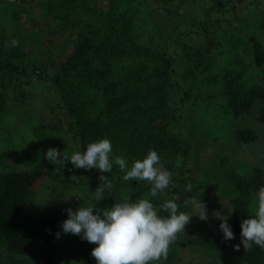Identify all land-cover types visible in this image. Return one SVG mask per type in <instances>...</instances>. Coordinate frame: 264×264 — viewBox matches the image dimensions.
Returning <instances> with one entry per match:
<instances>
[{"label": "trees", "instance_id": "16d2710c", "mask_svg": "<svg viewBox=\"0 0 264 264\" xmlns=\"http://www.w3.org/2000/svg\"><path fill=\"white\" fill-rule=\"evenodd\" d=\"M244 2L258 5L256 0H0V134L5 129L11 136L14 123L7 125L6 115L14 112L24 117L22 135L33 146H51L54 138L66 141L70 133L84 151L88 143L107 137L128 167L155 149L161 168L172 173L168 188L152 197L150 182L125 181L115 164L103 173L106 185L98 169L75 168L70 160L61 168L38 157L28 163L32 167L17 168L7 161L10 137L9 148L0 153V264H64L60 248L68 243L62 221L33 187L41 177L64 197L77 193L78 202L83 200L78 194L87 192L98 210L148 198L166 215L160 205L169 199L185 213L193 199H225L233 239L225 240L221 228L213 235L211 228L195 240L185 226L163 259L177 256L180 245H206L204 250L222 264H264V248H245L241 242V222L254 215L264 166L253 162L247 169L248 161L240 157L238 162L222 143L228 135L235 147L258 139L248 125L226 135L233 116L252 113L264 124V17L248 27L239 11ZM27 14L39 30L25 37L38 53V35L44 38L45 62L38 56L27 62L31 54L17 39ZM4 17L9 26L2 24ZM50 88L55 115L47 118L41 93ZM20 103L30 104L28 115L19 110ZM204 104L212 114L197 111ZM215 138L221 140L213 145ZM69 152L61 153L70 158ZM221 181L227 185L219 186ZM95 261L92 256L86 264Z\"/></svg>", "mask_w": 264, "mask_h": 264}, {"label": "clouds", "instance_id": "9594fccd", "mask_svg": "<svg viewBox=\"0 0 264 264\" xmlns=\"http://www.w3.org/2000/svg\"><path fill=\"white\" fill-rule=\"evenodd\" d=\"M44 156L49 163L61 168L70 160L75 168L98 169L103 181L101 185L109 183L103 173H110L114 164L118 165L124 172L125 181L150 182L152 197L167 189L172 179V173L161 168V157L155 149L128 167L125 157L114 155L112 142L107 137L88 143L84 151H76L70 158L63 156L55 147H49ZM97 191L102 192L103 188L99 186ZM160 208L167 214L160 215L148 198L115 202L112 207L97 211H94L96 206H80L75 211L69 208L62 230L94 243L96 246L91 255L97 264H157L167 257L170 244L190 220V216L178 211L175 200H166ZM215 215L221 219L224 239H233L235 234L228 223V216L220 212ZM203 218H207L205 211ZM56 235L59 238L60 233ZM241 242L245 248L252 244L264 248V185L256 193L254 215L241 222Z\"/></svg>", "mask_w": 264, "mask_h": 264}, {"label": "rangeland", "instance_id": "374dc122", "mask_svg": "<svg viewBox=\"0 0 264 264\" xmlns=\"http://www.w3.org/2000/svg\"><path fill=\"white\" fill-rule=\"evenodd\" d=\"M245 1H250V0H245ZM256 2L258 5L255 7L253 5L256 3L251 4L244 2L239 5V11H241V13H243V15L247 17V20H249L247 24L248 27L253 26L251 25V23L252 24H254V22L256 23V20L258 18L264 17V0H256ZM34 5H36L33 8L34 12L36 14H39L41 12V8L39 4L35 3ZM246 6L247 8L245 9L244 7ZM6 11L9 13L11 9L6 8ZM6 11L4 10L3 13H7ZM5 18L6 20L2 19V24L9 26L11 21L7 20L8 19L7 17H4V19ZM35 22L36 19H34L33 16L29 14H27V16H25L24 18H21L20 23L21 26H23L22 27L23 30L22 31L19 30V33L17 35L19 38L17 39L20 42L24 41L22 45L25 51L31 54L30 57L26 59L27 62H29V60L37 56L42 62L43 61L45 62L49 59V53H48V48L45 46L46 44H44L43 42L44 38L38 35L39 42L42 43L40 53H38L37 52L38 48L33 44L32 40L27 39L25 37L26 36L25 33L28 31L31 34L35 32H37L38 34L39 26H36ZM252 30L254 31V29ZM52 95H54V91L52 88H50V90L44 89L43 92L41 93V98L45 99V101H41L40 105L41 108L42 106H44V108L47 107L44 112V114L46 113L45 116L47 118H52V116L55 115V112L50 111L51 110L50 102ZM207 107L208 106L204 104L202 105V107L198 106L196 109L198 111L199 109L203 108L204 110H206L207 114H212L208 112ZM18 108L23 114L28 115L29 113L28 109L30 110L31 106L28 103H20L18 104ZM13 113L6 115L7 116L6 122H8L7 125L9 124L12 125L13 123L15 125V126L13 125L12 127L6 126L7 128L9 127L12 129V131L10 132L11 136L8 133V131H6L5 129H3V132L0 134V153L3 152L2 151L3 147L9 148V146H6L9 145L10 142H12L9 138L11 137L13 139V144L12 147L10 148L12 152H10L7 156V161L9 162V166L15 164L14 167L17 168L18 167L30 168L32 166H28V165L31 164L34 158L35 160H38V157L45 158L44 153L49 147L58 148V150L61 152L70 151L69 154L71 153V155L72 152L74 153L76 151H81L78 150V148L76 147V142H74L70 133H67L66 141L60 142L59 138H54L53 139L54 141L51 140L52 142L51 146H43L40 143H35L36 145L33 146L32 144L33 141L30 138H29L30 140L26 139V136L23 137L22 135L23 127H24V117L16 116L14 115L15 113L14 114ZM16 124H18L19 126H16ZM245 125L251 126L257 130L258 139L255 140V142H252L249 146H247L248 143H244L240 146L235 147L234 140H232L233 137L232 135H228V133L235 128ZM224 131L226 132V135H228V136H224L225 138L222 137L223 138L222 143L224 144V149L233 150L232 155L233 157H237L238 162H240L242 158L248 161V163L245 164L246 166L249 163H253V162L264 166V124L260 122L255 117V115H253L252 113H244L236 118L233 116V119L230 122H227L226 129ZM207 136L208 134L206 133L205 137L208 138L211 142H213V138ZM220 140L221 138H219L216 141L215 138L216 142H214L213 145L218 144ZM3 160L4 158H1L0 166H3L4 164ZM206 163L207 165L211 164L210 162H206ZM203 166L204 165L202 163L200 167L202 168ZM246 168L248 169L249 167L247 166ZM54 185L56 184L53 183L49 184L48 179L46 177H41L34 184L33 187L34 190L37 191V196H38L37 198H40L42 201L44 200L43 202H45L47 206L50 207L52 206L53 208L52 210L54 211V213L58 214V217L61 219L62 223L68 218L67 210L69 208L75 211L80 206H96V209H94V211L98 210V206L94 202H92L91 198L87 196V192H84L83 195L78 194L79 197H83L82 202H78L76 201V197H75V194L77 193H74L71 196V192H69L67 197H64L66 195H63L62 193L58 194L56 191V187L58 186L53 187ZM225 185H227L226 182H222V181L219 182V186L225 187ZM204 188L207 189L206 186ZM59 189L60 188L58 187L57 190ZM207 191L210 195H212V193H215V189L210 187L209 189H207ZM86 196L88 197L87 199ZM225 202H226L225 199H223L222 201H215V199L213 198H210L208 200L207 199L203 200L200 198L193 199V202L191 203L192 209L186 213L188 216H190L189 222L185 225L186 228L188 229L186 235H188L189 237H195L194 239L196 240L197 238H200V235H202V233L203 234L206 233L211 228L213 229V231L211 230L213 235L216 236L219 235L220 226L217 225H219L221 219L217 218L215 213L220 212L222 215H227L224 213L225 211L224 204L227 205V202L226 203ZM178 211L182 212L181 210ZM204 211L206 212V217H207L206 219L203 218ZM213 216L215 217V219L214 220H212L213 218L210 219V217ZM211 231H209L208 233H210ZM63 238L68 244L66 249L64 247L65 250L63 249L61 250L60 248V253H63L61 254L62 262L64 264H79V263L86 264L87 260L92 257L91 250L96 245L94 243H90L86 240L81 239V236L77 234L64 233ZM62 239L61 242L63 243ZM199 247H205V248L199 249L198 247H182V245H180V247H178L176 251L177 256L169 260H165L162 258L160 261L157 262V264H222L217 257H214L206 252L207 251L206 245L205 246L201 245Z\"/></svg>", "mask_w": 264, "mask_h": 264}]
</instances>
